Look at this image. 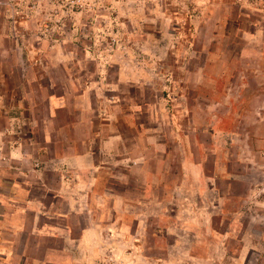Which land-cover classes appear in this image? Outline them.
<instances>
[{
    "label": "rangeland",
    "instance_id": "374dc122",
    "mask_svg": "<svg viewBox=\"0 0 264 264\" xmlns=\"http://www.w3.org/2000/svg\"><path fill=\"white\" fill-rule=\"evenodd\" d=\"M4 142L90 192L0 180V264H264V0H0Z\"/></svg>",
    "mask_w": 264,
    "mask_h": 264
},
{
    "label": "crops",
    "instance_id": "0c3cea01",
    "mask_svg": "<svg viewBox=\"0 0 264 264\" xmlns=\"http://www.w3.org/2000/svg\"><path fill=\"white\" fill-rule=\"evenodd\" d=\"M6 128L9 129L10 127H6ZM22 144L23 143H21L20 146H15V145H10L9 142H4L0 145V148L2 149L0 153V180L5 182V188L7 190L6 197L16 198L21 196L24 201L23 206L25 205V203H27V205L37 204L38 205V208L36 209L37 216L35 218L38 219L39 221H41L42 219L44 221H54V223L50 224V225H54L52 226L54 230L53 232L46 231L47 230L46 224L43 227V234L48 233V236L54 237L55 236L54 234L55 233L57 234V219H61V217L66 218L67 215L73 212L79 213L77 209H79L81 206L86 207L84 197L87 196V194H89L90 192V190L83 191L77 186L70 187L72 185L67 180H69V177L71 175H69L68 173H64V172L58 173L59 178H57V161H64L65 159V161H67L69 164L77 165V172L79 173V168L82 169L85 166L83 164L84 156L73 154L72 155L73 161L70 162L67 159L68 156L67 157H62L61 155L57 156V147H56L55 156L53 157L52 160L45 161V159H42L43 157L38 158V161H40L39 163L41 164V168L38 169L40 174L39 181H41V186L43 187L42 189L44 190V194H45L43 195L42 193V196L44 197L47 195L52 199L49 201H44L42 200V198L33 200V198H30L28 196L29 191H26L27 188L24 187V179L28 180V176L27 173L25 172V168L26 165L28 164L29 159L25 156H21L22 153L20 149L24 148V144L23 145ZM15 167L17 168L16 170L14 169ZM50 172H54V174ZM19 184L21 185V187L17 188V185ZM15 187L17 189L14 190ZM8 191H10V195ZM17 193H21V195ZM60 201L63 202L64 208H59L60 205L58 204V202ZM13 213H18V212L13 211ZM84 228H86V226ZM88 231L89 230L83 229L84 234L88 233Z\"/></svg>",
    "mask_w": 264,
    "mask_h": 264
}]
</instances>
